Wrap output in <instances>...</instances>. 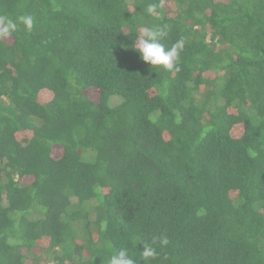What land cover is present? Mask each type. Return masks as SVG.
<instances>
[{
    "label": "trees",
    "instance_id": "trees-1",
    "mask_svg": "<svg viewBox=\"0 0 264 264\" xmlns=\"http://www.w3.org/2000/svg\"><path fill=\"white\" fill-rule=\"evenodd\" d=\"M0 17L17 23L0 264H264V0H0ZM146 27L184 40L180 71L140 58Z\"/></svg>",
    "mask_w": 264,
    "mask_h": 264
},
{
    "label": "clouds",
    "instance_id": "clouds-1",
    "mask_svg": "<svg viewBox=\"0 0 264 264\" xmlns=\"http://www.w3.org/2000/svg\"><path fill=\"white\" fill-rule=\"evenodd\" d=\"M148 14L154 13V6L147 8ZM19 21L31 30L34 24L32 16H21ZM17 28V23L7 17H0V36H8ZM167 35L166 30L161 27H146L143 32L136 36L132 47L139 54L140 58L148 65L161 66L167 71H180L179 56L184 47V40L179 39L171 45L165 47L161 42ZM156 242L155 240L153 241ZM161 246L167 245V238H159ZM157 255L155 247L151 245L143 246L141 256L145 261L154 259ZM107 264H136V261L128 254L126 248L115 250L108 258Z\"/></svg>",
    "mask_w": 264,
    "mask_h": 264
}]
</instances>
